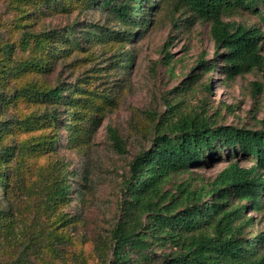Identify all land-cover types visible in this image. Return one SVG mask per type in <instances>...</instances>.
Segmentation results:
<instances>
[{
	"label": "rangeland",
	"instance_id": "1",
	"mask_svg": "<svg viewBox=\"0 0 264 264\" xmlns=\"http://www.w3.org/2000/svg\"><path fill=\"white\" fill-rule=\"evenodd\" d=\"M143 6L144 11L134 16L135 24H126L87 0H0V46L15 43L13 63L56 59L48 73L19 67L9 77L0 72V89L9 94L30 82L46 88L64 85L66 95L72 96L56 105V124L41 121L31 128L15 126L1 139L3 146L13 148L12 156L0 161V172L7 174L19 221L9 237L5 229L0 231V264H107L105 244L120 216L128 163L149 145L168 102L183 113L204 110L217 125L264 128V101L251 90L252 82H263L264 69L227 79L210 38V22L191 20L176 0H147ZM178 18H190V25ZM223 20L256 24L255 15L243 11ZM69 28L82 49L68 46L66 53L53 54L48 45L32 50L31 39L28 47L20 44L24 31L39 37L52 31L64 35ZM95 28L104 35L90 39ZM115 32L130 36L121 39L112 35ZM84 37L89 41L83 43ZM202 63L214 66L204 71ZM45 110L43 103L19 97L4 106L0 119L11 122ZM108 127L118 132L127 154L112 149ZM39 138L47 143L42 151L21 147ZM56 164L67 169L71 185L67 205L55 213L62 211L71 221L57 229L51 224L56 215H39V196ZM224 166L223 161H215L209 168L175 176L164 190L175 191L184 181L191 187L205 185ZM246 216L253 220L248 236L264 232V209L248 211ZM54 232L62 233L65 240L52 243ZM159 251L167 249L155 247L157 255Z\"/></svg>",
	"mask_w": 264,
	"mask_h": 264
},
{
	"label": "trees",
	"instance_id": "2",
	"mask_svg": "<svg viewBox=\"0 0 264 264\" xmlns=\"http://www.w3.org/2000/svg\"><path fill=\"white\" fill-rule=\"evenodd\" d=\"M146 1L87 0L92 6L108 9L119 22L126 24H135L134 16L144 11ZM176 1L190 14L191 20L210 22V38L215 53L221 55L222 70L227 79L264 69L261 55L264 0ZM235 11L255 15L256 24L247 26L223 20ZM191 20L178 18L177 21L190 25ZM177 21L174 26L179 29ZM101 34L102 30L95 28L89 38ZM112 35L121 39L130 36L129 32ZM21 38L23 47H28L33 40L32 50L48 45L53 54L66 53L68 46L82 49L71 28L64 35L52 31L39 37L24 31ZM89 38L84 37L83 43ZM49 39L52 44H46ZM54 39L62 48L56 46ZM15 46L14 42L0 46L1 73L8 77L15 75L18 67L35 72L53 71L56 61L53 58L47 61L28 58L14 64ZM200 65L204 71L214 66L213 63ZM251 87L252 92L261 95L264 101V76L263 82H252ZM67 92L64 85L46 88L32 82L9 94L0 89V115L5 105L19 97L35 99L46 108L41 115L31 113L11 122L0 119V142L15 126L31 128L41 121L56 124V105L72 97L66 95ZM107 138L117 154H127L125 144L114 128H107ZM46 145L39 138L21 147L26 146L28 150L37 147L42 151ZM12 153V146L0 143V161L8 160ZM215 161H223L225 166L207 184L191 187L184 181L176 185L175 191L164 190L175 176L196 168H209ZM67 173L63 165H54L39 196L38 213L41 218L45 214L56 215L51 222L55 229L66 227L71 221L62 211L55 214L70 199ZM0 186V231L5 229L9 237L13 224L19 220L15 215L17 204L9 196L6 172H0ZM17 191L21 193L22 188ZM123 191L120 216L105 244L109 251L107 264H264V232L248 236L247 229L253 225V220L246 216L248 211L258 213L264 209V128L217 125L204 110L183 113L168 102L165 113L154 125L149 145L141 148L129 161ZM31 219H35L34 214ZM53 238L52 243L65 240L62 233L54 232ZM155 247L167 251H159L157 255Z\"/></svg>",
	"mask_w": 264,
	"mask_h": 264
}]
</instances>
